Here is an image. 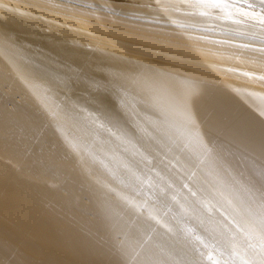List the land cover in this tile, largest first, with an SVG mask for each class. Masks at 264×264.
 <instances>
[{"label":"bare ground","instance_id":"6f19581e","mask_svg":"<svg viewBox=\"0 0 264 264\" xmlns=\"http://www.w3.org/2000/svg\"><path fill=\"white\" fill-rule=\"evenodd\" d=\"M228 5L0 0V264H264V0Z\"/></svg>","mask_w":264,"mask_h":264},{"label":"snow or ice","instance_id":"6c2138e0","mask_svg":"<svg viewBox=\"0 0 264 264\" xmlns=\"http://www.w3.org/2000/svg\"><path fill=\"white\" fill-rule=\"evenodd\" d=\"M193 2L208 8L223 9L229 6L228 0H193ZM262 22H264V17H262Z\"/></svg>","mask_w":264,"mask_h":264},{"label":"rangeland","instance_id":"374dc122","mask_svg":"<svg viewBox=\"0 0 264 264\" xmlns=\"http://www.w3.org/2000/svg\"><path fill=\"white\" fill-rule=\"evenodd\" d=\"M15 95H16V99L18 100L19 98V93H15Z\"/></svg>","mask_w":264,"mask_h":264}]
</instances>
